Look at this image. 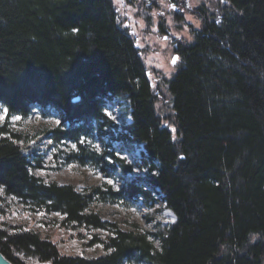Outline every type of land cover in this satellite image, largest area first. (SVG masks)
Segmentation results:
<instances>
[{
	"label": "trees",
	"instance_id": "16d2710c",
	"mask_svg": "<svg viewBox=\"0 0 264 264\" xmlns=\"http://www.w3.org/2000/svg\"><path fill=\"white\" fill-rule=\"evenodd\" d=\"M223 1L219 15L196 11L201 26L180 45L167 81L171 128L113 0H0V108L26 117L34 104L41 116L58 117L45 130L50 139L79 143L94 126L114 123L104 112L108 100L126 101L130 121L101 131L128 149L141 146L147 170L108 192L134 200L154 199L152 191L175 215L152 234L158 247L148 232L115 230L92 258L63 254L32 230L0 229L8 260L25 264L21 252L42 264H264V0ZM87 153L67 159L84 162ZM108 154L109 170L131 172L108 150L97 157L102 169ZM38 166L28 138L0 126L6 194L59 212L64 224L106 228L89 210L97 188L44 183L31 173Z\"/></svg>",
	"mask_w": 264,
	"mask_h": 264
},
{
	"label": "rangeland",
	"instance_id": "374dc122",
	"mask_svg": "<svg viewBox=\"0 0 264 264\" xmlns=\"http://www.w3.org/2000/svg\"><path fill=\"white\" fill-rule=\"evenodd\" d=\"M113 1L120 23L128 28L135 39L140 57L146 71L149 72L148 79L152 83L155 109L161 116L162 122L170 123L171 128H174L167 81L175 72L179 60L176 64L172 63L174 54L172 43L176 40L185 44L193 40V32L201 26V18L196 13L198 9L202 8L204 11L219 15L228 4L223 0ZM178 10H181L180 14L176 13ZM189 16L192 17L191 20L188 19ZM165 35L169 36L168 39L164 38ZM37 110V107L31 104L29 115L22 117L19 114H8L7 109L2 106L0 126L26 136L34 145L36 158L41 166L32 168L31 173L44 183L72 184L79 192H88L92 188H97L89 204V210L95 211L100 216L106 228L93 229L64 224L63 216L59 212L48 211L30 201L6 194L0 186V229L19 227L32 230L55 243L61 253L87 258L104 254L101 241L115 230L148 232L154 245L158 247L159 240L152 234L159 229L169 227L174 222L173 212L152 191L150 192L154 199L138 197L134 200L122 199L108 192V190L118 191L127 181L135 176L144 175L147 170L143 163L141 146L128 149L117 141L106 139L105 133L101 131L113 127L114 123L120 127L123 122L130 121L128 103L121 99L108 100L104 112L114 123L94 126L93 132L82 136L79 143L50 139L45 130L56 126L58 117L55 114L43 117ZM80 145H84L83 150L90 156L84 162L69 161L67 159L69 154L83 151ZM103 150H108L114 157L124 159L125 163L132 165L131 172L123 173L119 168L109 170L108 164L110 165L114 160L109 154L104 157L107 164L105 169H102V163L97 157ZM15 255L25 264H42L34 256L24 255L21 252H16ZM123 264L148 263L145 260H133Z\"/></svg>",
	"mask_w": 264,
	"mask_h": 264
},
{
	"label": "flooded vegetation",
	"instance_id": "af4514ba",
	"mask_svg": "<svg viewBox=\"0 0 264 264\" xmlns=\"http://www.w3.org/2000/svg\"><path fill=\"white\" fill-rule=\"evenodd\" d=\"M177 7V6H176ZM176 7H174V8H176ZM182 10V9H181ZM181 10H178L176 13H181ZM168 37L169 36H167V35H165L164 36V38H166V39H168ZM171 42L173 41V39H171L170 40ZM182 43H179V42H177L176 40H174V42L172 43V47H173V57L175 56V57H179V48H180V45H181ZM145 74H146V76L148 77L149 76V72L148 71H145ZM150 84L152 85V83H151V81H150Z\"/></svg>",
	"mask_w": 264,
	"mask_h": 264
},
{
	"label": "water",
	"instance_id": "95a60500",
	"mask_svg": "<svg viewBox=\"0 0 264 264\" xmlns=\"http://www.w3.org/2000/svg\"><path fill=\"white\" fill-rule=\"evenodd\" d=\"M176 56V55H175ZM174 56V57H175ZM79 98L75 97L73 101H77ZM0 264H13L10 260H8L1 252H0Z\"/></svg>",
	"mask_w": 264,
	"mask_h": 264
},
{
	"label": "snow or ice",
	"instance_id": "6c2138e0",
	"mask_svg": "<svg viewBox=\"0 0 264 264\" xmlns=\"http://www.w3.org/2000/svg\"><path fill=\"white\" fill-rule=\"evenodd\" d=\"M188 19L191 20L192 17L189 16ZM197 26H198V25H197ZM189 39H191V37H189ZM178 60H179V57H173V59H172V63H173V64H176ZM109 183H111V181H109ZM173 219H175V218H173Z\"/></svg>",
	"mask_w": 264,
	"mask_h": 264
}]
</instances>
